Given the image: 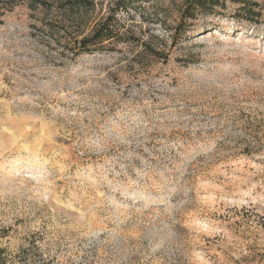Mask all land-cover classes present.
Wrapping results in <instances>:
<instances>
[{
    "label": "rangeland",
    "instance_id": "rangeland-1",
    "mask_svg": "<svg viewBox=\"0 0 264 264\" xmlns=\"http://www.w3.org/2000/svg\"><path fill=\"white\" fill-rule=\"evenodd\" d=\"M46 1L0 0V264H264V0H124L85 52L117 0Z\"/></svg>",
    "mask_w": 264,
    "mask_h": 264
},
{
    "label": "trees",
    "instance_id": "trees-1",
    "mask_svg": "<svg viewBox=\"0 0 264 264\" xmlns=\"http://www.w3.org/2000/svg\"><path fill=\"white\" fill-rule=\"evenodd\" d=\"M5 6L13 8L18 0H3ZM122 1L117 0V5L115 8L111 9L108 15L103 19L102 22L93 27L91 32L88 35L83 36L81 39H77L75 42V47H78L82 52L91 51L94 47L102 46L106 43H113L115 40L116 31L114 28V23L116 21V16L119 10L122 8H128L125 5H122ZM228 0H185V3L181 9L180 21L177 25L176 33H181L184 28L185 23L196 16L198 11L202 12H213L215 8L220 6L226 8V2ZM236 2L239 0H230ZM241 13L252 21H258L262 17L261 10L256 8L261 5L255 1L242 0ZM29 6L31 8H36L37 6H42L44 9H48L50 6L46 0H28ZM60 6L67 8L71 11H81L88 9L94 4L93 0H58ZM1 6V5H0ZM83 15H78L77 18H82Z\"/></svg>",
    "mask_w": 264,
    "mask_h": 264
}]
</instances>
